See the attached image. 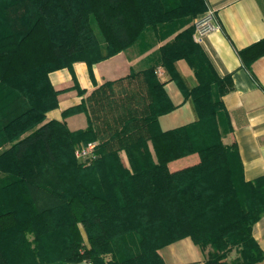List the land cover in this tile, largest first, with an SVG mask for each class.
<instances>
[{"label":"trees","instance_id":"1","mask_svg":"<svg viewBox=\"0 0 264 264\" xmlns=\"http://www.w3.org/2000/svg\"><path fill=\"white\" fill-rule=\"evenodd\" d=\"M205 8V0H0V264H162L160 250L187 237L205 252L203 264L264 259L251 233L264 215V175L246 181L236 145L223 143L232 130L221 100L228 77L215 74L188 25ZM172 34L144 68L62 111L83 112L86 127L43 122L58 106L50 71L76 61L91 71ZM238 54L249 69L264 38ZM179 59L193 71L190 88ZM158 65L190 100L192 122L160 128L175 105ZM94 140L96 157L77 160L75 150ZM194 154L196 162L169 167Z\"/></svg>","mask_w":264,"mask_h":264},{"label":"crops","instance_id":"2","mask_svg":"<svg viewBox=\"0 0 264 264\" xmlns=\"http://www.w3.org/2000/svg\"><path fill=\"white\" fill-rule=\"evenodd\" d=\"M205 1L206 5L216 9L219 27L205 36L200 45L215 74L228 77L224 83L221 100L229 115L232 130L222 135V141L227 146L236 145L243 165V177L250 181L264 175V54L257 56L248 69L243 64L238 50L264 38V0ZM199 14L195 15L188 25L193 27V20ZM147 34V40H153L157 36L155 33ZM174 35L141 53L138 46H129L93 63L91 71L84 61L74 62L71 68L50 71L49 80L53 88L59 91L58 106L46 112L43 122L52 119L64 121L70 130L86 127L87 118L83 112L63 118L62 111L78 105L105 81L123 78L130 73L131 68H144L145 57L154 54ZM175 67L186 87L190 88L196 84L193 71L184 59L177 60ZM156 69L158 79L164 83V89L175 105L172 111L159 116L160 128L168 130L195 120L190 100L184 99L178 85L170 79L162 66L158 65ZM79 89L84 93L80 94ZM171 164L174 163H170V168ZM251 233L264 252V215L253 224ZM160 254L162 264H203L205 257V252L188 237L163 247ZM254 264H264V259Z\"/></svg>","mask_w":264,"mask_h":264},{"label":"built area","instance_id":"3","mask_svg":"<svg viewBox=\"0 0 264 264\" xmlns=\"http://www.w3.org/2000/svg\"><path fill=\"white\" fill-rule=\"evenodd\" d=\"M219 27L216 9L210 5L193 20L192 39L194 42L201 44L205 36ZM97 142L90 141L81 145L75 150V157L80 162L89 164L95 157V147ZM74 264H92L90 261H82Z\"/></svg>","mask_w":264,"mask_h":264},{"label":"rangeland","instance_id":"4","mask_svg":"<svg viewBox=\"0 0 264 264\" xmlns=\"http://www.w3.org/2000/svg\"><path fill=\"white\" fill-rule=\"evenodd\" d=\"M96 141V140H94ZM120 157L122 159V161L124 162V164L126 165L127 162V159H126V155L123 151L120 152ZM198 160V155L197 154H194V155H191V156H188V157H185V158H181V159H178L176 161H174L173 163L174 164H171V168L172 169H179L187 164H190V163H193V162H196ZM237 256V253L236 251H232L229 255V257L231 259H234L235 257Z\"/></svg>","mask_w":264,"mask_h":264}]
</instances>
